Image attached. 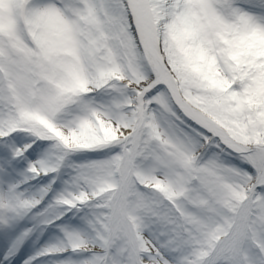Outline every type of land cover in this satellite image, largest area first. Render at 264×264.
I'll use <instances>...</instances> for the list:
<instances>
[{"label": "snow or ice", "instance_id": "1", "mask_svg": "<svg viewBox=\"0 0 264 264\" xmlns=\"http://www.w3.org/2000/svg\"><path fill=\"white\" fill-rule=\"evenodd\" d=\"M0 264H264V0H0Z\"/></svg>", "mask_w": 264, "mask_h": 264}]
</instances>
